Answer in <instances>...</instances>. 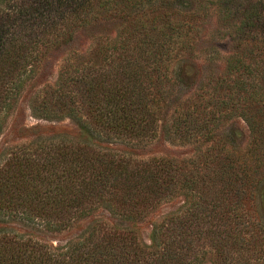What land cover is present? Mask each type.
I'll return each instance as SVG.
<instances>
[{
    "label": "trees",
    "instance_id": "16d2710c",
    "mask_svg": "<svg viewBox=\"0 0 264 264\" xmlns=\"http://www.w3.org/2000/svg\"><path fill=\"white\" fill-rule=\"evenodd\" d=\"M6 1L0 4V132L35 73L40 49L66 43L65 31L106 12L125 22L116 38L95 42L81 62L62 66L56 83L34 97L31 110L43 119L71 118L99 140L139 144L154 136L168 93L167 61L181 41L180 31L185 27L187 36L192 22L169 19L167 11L168 19L161 22L140 17L158 10L151 4L175 0ZM244 10L240 30L247 19L264 26L258 10ZM227 66L229 73L241 75L237 90L248 93L247 110L241 113L254 142L244 152L211 142L187 164L163 157L137 160L65 135L7 150L0 160V221L62 232L99 208L135 222L177 195L185 200L150 223L148 242L101 222L62 245L2 232L0 264H264V225L252 218L263 162L256 150L264 139L263 86L251 83L248 91L245 76L253 69L244 57H232ZM216 120L210 114L177 112L166 134L175 141L209 136L208 124Z\"/></svg>",
    "mask_w": 264,
    "mask_h": 264
},
{
    "label": "rangeland",
    "instance_id": "374dc122",
    "mask_svg": "<svg viewBox=\"0 0 264 264\" xmlns=\"http://www.w3.org/2000/svg\"><path fill=\"white\" fill-rule=\"evenodd\" d=\"M25 1L27 4H34V0H11L8 4H25ZM217 1H165L151 4L150 8L158 9L154 14L148 13V16L140 17L141 20H151L155 16V21L161 22L168 19L165 15L167 11L170 13L169 19L192 22L187 36L185 27L180 31L181 41L173 49L172 59L167 61L168 93L161 103V117L152 138L139 144L90 138L71 118L43 119L31 110L34 97L40 96L42 88L56 83L62 66L81 62L82 57L88 56L95 42L116 38L125 22L103 12L88 17L80 26L65 31L62 38L69 39L66 43L40 49L35 73L25 82L1 129L0 160L7 150L17 144L53 135H65L71 139L89 142L99 150L132 159L163 157L184 161V164L204 151L211 142L222 144L226 150L244 152L250 148L254 136L246 117L241 113L247 110L245 97L248 93L237 90L236 83L241 75L238 71L229 73L227 62L232 57H244V62L252 64L253 69L251 74L245 76L250 83L247 85L248 91L254 85L263 86L264 92V26L260 20L247 19V25L242 30L239 29L244 9L248 12L255 9L254 13L258 10L264 23V0H228V4H216ZM73 2L62 0V4H74ZM6 3V0H0V4ZM145 10H149V7ZM7 13L10 14L5 11ZM254 17L256 18L255 15ZM186 111H194L202 116L213 115L217 120L208 124L212 128V134L195 135L182 141L169 139L166 132L172 116ZM256 150L263 162L258 169L259 186L253 191L252 218L264 225V139L258 142ZM184 200L183 196L177 195L158 206L149 218L141 221L126 220L99 208L62 232H47L18 220H8L0 221V233L62 245L76 238L88 225L101 222L119 231L131 230L141 241L148 242L150 223L164 214L176 211L183 205Z\"/></svg>",
    "mask_w": 264,
    "mask_h": 264
}]
</instances>
